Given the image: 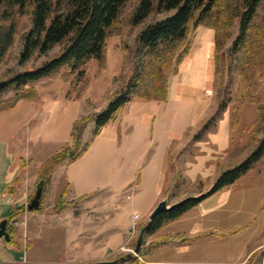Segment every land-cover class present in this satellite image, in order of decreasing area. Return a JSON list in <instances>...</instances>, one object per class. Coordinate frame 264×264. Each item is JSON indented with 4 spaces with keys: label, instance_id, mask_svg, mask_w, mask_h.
<instances>
[{
    "label": "rangeland",
    "instance_id": "374dc122",
    "mask_svg": "<svg viewBox=\"0 0 264 264\" xmlns=\"http://www.w3.org/2000/svg\"><path fill=\"white\" fill-rule=\"evenodd\" d=\"M136 2L137 0H129L122 9L116 23L117 31L114 30L106 39L103 61L94 58L86 60L79 68L81 75L78 78L73 74L63 79L61 72H58L30 82L26 86L33 90L34 97L19 99L11 109L0 110V134L5 138L2 140L14 141V149L25 153L27 163L37 160L42 154L67 140L75 119L82 115L90 116L104 107L106 96L126 79L130 47L137 33L147 24L172 13L152 12L141 22L130 25L129 17ZM253 24L257 28L251 31L242 48L246 53L239 54L232 46L237 36V17L232 19L231 28L228 27L229 34L225 31L219 32L218 47L215 44L213 28L196 26L190 36V49L193 46V51L189 60L186 64H181L177 75L170 73L168 76L171 90L167 100L136 98L129 101L117 113L113 122L101 128L92 143L89 158L96 162L103 178L110 180L108 184L119 189V203L130 207L132 204V208L139 215L138 219L145 220L136 226L132 244L126 242L123 245L135 250L139 231L149 220V215H145L141 208V201L153 190V169L157 165L156 160L162 158V139L167 129L187 127L180 138L175 139L167 149L163 164L166 180L161 200H165L168 205L186 196L206 191L216 176L236 166L259 146V139L264 135V1L259 6ZM27 27V17L22 16L14 40L0 62V82L13 69L36 66L60 48L57 45L46 55L33 53L28 60L21 63V35ZM204 31L209 32V39L213 44L211 59L206 58L208 38L201 36ZM174 83L181 91L193 96L186 100H175ZM13 93L14 87L7 88L0 92V100ZM223 100L225 105L221 106ZM150 114L153 119L148 116ZM147 116L150 117L148 122ZM211 116L216 117L214 128L205 133L201 140H194V133ZM111 126L116 127L117 138L110 137ZM93 128L94 122L91 120L83 130L86 141L91 137ZM66 143L68 142L63 145ZM36 147L42 154H36ZM60 147L51 151L44 160ZM138 175L141 177L140 193L134 199L128 200L127 195L130 196L134 191L123 184L131 178L138 182ZM49 181L50 178L44 189L42 188L40 198V203H43L46 210L56 202L50 195ZM65 183L62 180L58 196ZM45 192L48 193L45 195ZM212 195V199L220 200L223 205L221 210L225 211V215L228 213L230 224H242L240 237L247 240V250L256 248L249 256L247 264H264V158L259 159L235 183ZM12 218H9L8 225L15 220ZM239 229L232 226L230 232ZM148 237L149 235L143 233L141 243ZM119 247L115 251L117 255H133L119 251ZM138 255L140 259L133 256L142 262L143 256L139 253ZM113 260L118 262L120 258Z\"/></svg>",
    "mask_w": 264,
    "mask_h": 264
},
{
    "label": "trees",
    "instance_id": "16d2710c",
    "mask_svg": "<svg viewBox=\"0 0 264 264\" xmlns=\"http://www.w3.org/2000/svg\"><path fill=\"white\" fill-rule=\"evenodd\" d=\"M129 0H0V62L11 46L22 16L27 17L28 27L22 33V50L19 61L28 60L33 53L46 55L53 47L59 50L43 59L38 65L13 69L8 73L0 92L14 87V93L0 100V110L11 109L19 99L34 97L27 84L61 72L63 79L74 74L81 75L79 68L88 59L104 60L106 39L117 31L116 23ZM264 0H137L128 24L135 25L150 13L172 12L162 19L147 24L135 36L130 47V64L122 85L106 96L104 107L92 115H82L71 126L70 142L52 152L38 168L36 186L44 189L53 168L61 161L74 162L87 150L101 128L113 122L117 113L133 99L164 101L167 98L168 76L178 72V65L190 51L191 32L198 25L215 30V44L219 46L218 34L230 31L232 19L238 18L237 36L232 42L237 53L251 31L256 29L253 20ZM115 30V31H114ZM220 32V33H219ZM227 34V35H228ZM241 57V56H240ZM225 105V100L221 106ZM257 109H259L257 107ZM216 117L207 119L192 136L201 140L211 131ZM94 122L91 137L82 143V134L89 121ZM260 144L247 154L236 166L221 172L213 184L196 195L182 198L181 203L148 220L144 234H152L171 220L181 216L206 197L235 183L259 160L264 158V135ZM69 184L66 182L51 211L59 213L70 202L66 201ZM42 189V190H43ZM85 196V195H83ZM37 208L30 210H40ZM13 210L9 218L17 214ZM221 235L217 231H211Z\"/></svg>",
    "mask_w": 264,
    "mask_h": 264
},
{
    "label": "crops",
    "instance_id": "0c3cea01",
    "mask_svg": "<svg viewBox=\"0 0 264 264\" xmlns=\"http://www.w3.org/2000/svg\"><path fill=\"white\" fill-rule=\"evenodd\" d=\"M201 36L208 38L206 58L211 59L213 44L209 32L204 31ZM192 51L193 46L178 66L177 74L181 64L189 60ZM170 90L168 80L167 98ZM173 92L175 100H186L193 96L181 91L175 83ZM148 116L153 119L151 114ZM148 116L147 122L150 119ZM186 128H169L164 133L162 158L156 160L157 165L153 169V190L141 201V208L147 216L164 196L166 174L163 164L167 149ZM115 130L116 127L111 126L110 137H116ZM84 135L82 143L86 141ZM96 137L78 159L72 163L63 161L52 171L49 181L52 200L56 201L63 180L69 184L66 201L70 202L61 212L54 213L51 211L53 204L46 210L41 202L40 210H30L27 203L36 186L40 164L51 151L70 141V132L67 140L46 154L36 147V154L42 156L30 164L26 162L25 153L14 149V141H4L0 134V220H9L13 210L19 211L12 218L18 224L7 225L9 240L0 238V264H92L112 261L116 257L120 260L115 264H247L256 248L247 250V240L240 237L242 224H230L228 213L225 215V211L221 210L223 205L219 199H212L213 195L157 232L146 234L149 237L138 249L143 256L142 262L133 255H117L115 251L119 246L133 242L134 237H129L128 228L132 216L137 212L132 204L130 207L119 203V189L108 184L110 180L103 178L96 162L89 158V150ZM138 177V182L131 178L123 184L134 191L128 200L140 193L141 177ZM144 221L138 219L136 226ZM232 226L240 229L230 232Z\"/></svg>",
    "mask_w": 264,
    "mask_h": 264
},
{
    "label": "water",
    "instance_id": "95a60500",
    "mask_svg": "<svg viewBox=\"0 0 264 264\" xmlns=\"http://www.w3.org/2000/svg\"><path fill=\"white\" fill-rule=\"evenodd\" d=\"M4 83H5L4 81H1L0 86ZM41 194H42V184L40 183V184H38V186L35 190V194H34L33 198H31L30 202L27 204L28 209L37 208L39 206ZM181 201L182 200H179L177 202H174V203L168 205L165 200H160L156 204V206L152 209L151 213L149 214V220H153L161 212L171 210L172 208L178 206L181 203ZM7 225H8L7 219L0 220V238H3L4 240H9V233L7 231ZM145 228H146V226L142 227L139 231L137 241H136L135 251H138V249L141 245V240H142V236H143ZM115 263H116V260L98 261V262H94L92 264H115Z\"/></svg>",
    "mask_w": 264,
    "mask_h": 264
},
{
    "label": "built area",
    "instance_id": "2783aa9c",
    "mask_svg": "<svg viewBox=\"0 0 264 264\" xmlns=\"http://www.w3.org/2000/svg\"><path fill=\"white\" fill-rule=\"evenodd\" d=\"M127 197L129 198V195H127ZM139 218V215L138 213H135L133 216H132V223L131 225L129 226L128 228V231H129V237H132L134 234H135V230H136V221L138 220ZM11 223L13 225H17L18 222L16 220H13L11 221ZM119 251H123V252H130L132 253L133 255H135L138 259H140L139 255H138V252H136L133 248H129L127 247L126 245H123L121 247H119L118 249Z\"/></svg>",
    "mask_w": 264,
    "mask_h": 264
}]
</instances>
